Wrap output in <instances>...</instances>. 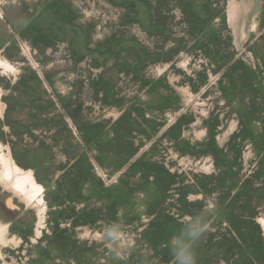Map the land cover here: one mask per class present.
<instances>
[{
	"label": "rangeland",
	"instance_id": "rangeland-1",
	"mask_svg": "<svg viewBox=\"0 0 264 264\" xmlns=\"http://www.w3.org/2000/svg\"><path fill=\"white\" fill-rule=\"evenodd\" d=\"M0 151V264H264V0H0Z\"/></svg>",
	"mask_w": 264,
	"mask_h": 264
},
{
	"label": "clouds",
	"instance_id": "clouds-1",
	"mask_svg": "<svg viewBox=\"0 0 264 264\" xmlns=\"http://www.w3.org/2000/svg\"><path fill=\"white\" fill-rule=\"evenodd\" d=\"M207 231L208 224L203 215L196 214L185 221L179 231L169 237L168 251L171 264H197L196 247ZM125 239L123 229L116 222L107 224L102 231V240L109 255L119 264H124V257L132 251L123 246L122 242Z\"/></svg>",
	"mask_w": 264,
	"mask_h": 264
},
{
	"label": "bare ground",
	"instance_id": "bare-ground-1",
	"mask_svg": "<svg viewBox=\"0 0 264 264\" xmlns=\"http://www.w3.org/2000/svg\"><path fill=\"white\" fill-rule=\"evenodd\" d=\"M6 65L5 67L8 68ZM0 184L7 189H13L16 193L19 192L27 196L33 201L40 203L42 201L43 187L36 181L32 171L22 169L9 155L2 151H0ZM181 192L184 191L181 190ZM9 203L12 204L11 199Z\"/></svg>",
	"mask_w": 264,
	"mask_h": 264
}]
</instances>
